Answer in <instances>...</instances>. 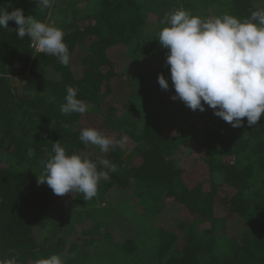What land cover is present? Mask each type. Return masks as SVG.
I'll use <instances>...</instances> for the list:
<instances>
[{"label":"trees","instance_id":"obj_1","mask_svg":"<svg viewBox=\"0 0 264 264\" xmlns=\"http://www.w3.org/2000/svg\"><path fill=\"white\" fill-rule=\"evenodd\" d=\"M262 2L54 0L41 11L35 0H0L9 12L52 20L70 52L65 67L19 39L14 22L0 28V261L39 264L58 255L63 264H106L94 262L101 255L88 247L107 235L114 264H264V114L254 126L245 119L233 128L207 105L200 112L173 101L167 49L156 40L176 9L243 20ZM66 86L87 113L60 112ZM88 127L126 143L100 153L79 140ZM57 141L68 154L116 164L97 196L121 212L133 204L136 222L122 213L100 232L90 200L37 183L40 161ZM171 210L175 216L156 221Z\"/></svg>","mask_w":264,"mask_h":264},{"label":"clouds","instance_id":"obj_2","mask_svg":"<svg viewBox=\"0 0 264 264\" xmlns=\"http://www.w3.org/2000/svg\"><path fill=\"white\" fill-rule=\"evenodd\" d=\"M35 3L43 11L50 9L54 0ZM9 21L17 25V37L29 38L37 54L55 57L65 67L69 65L70 52L62 29L33 15L25 16L22 8L9 12L0 6V28L9 29ZM162 23L165 26L158 31L156 40L167 49L165 63L174 89L171 99L182 101L192 111L204 112L207 105L233 128L242 127L245 119L249 127L256 125L264 114V9L254 10L241 20L227 13L202 18L179 8L167 13ZM157 79L162 90H169V79L164 74ZM64 101L60 105L64 115L89 110L71 86H66ZM126 139H114L90 127L79 134L85 146H96L100 153L122 148ZM35 154L32 148L27 150L29 158ZM40 164L42 171L36 176L39 185L46 184L56 196L81 194L84 201L96 197L100 182L117 170L116 164L103 156L93 160L75 152L68 154L59 141L52 143L51 152ZM0 264H17V259L11 257ZM39 264L63 261L52 255Z\"/></svg>","mask_w":264,"mask_h":264},{"label":"rangeland","instance_id":"obj_3","mask_svg":"<svg viewBox=\"0 0 264 264\" xmlns=\"http://www.w3.org/2000/svg\"><path fill=\"white\" fill-rule=\"evenodd\" d=\"M262 4H263V8H264V0H263ZM52 23H53V21L51 20V24ZM90 203H91V204H89V206H91L90 208L95 212L98 211V214H97V212L95 213L97 221L94 218V219H92V223L101 222V223H97V224L101 225L100 232L105 231V230L110 231L111 225L113 224L114 221H116V218H119V216H122V213H123V215H125L124 217H126L127 219H130L132 222H136L135 217L137 215H139L137 212V209L133 208V206H132L133 204L124 205L123 209H121L122 210V212H121L118 207L108 205L106 197L104 199V197H102V196H96L95 198L90 200ZM171 211H169L170 214H168L167 211L160 213L159 215H157L156 221L164 224V222H166L167 218H172L171 215H173V216L176 215V214H173V211L172 212ZM89 221H91V220H89ZM138 222H140L139 218H138ZM105 224L107 226H105ZM78 229L80 230L81 228H78ZM106 236H100L98 245L89 246L88 252L94 253L95 251H99L98 255L100 254L101 256L99 258L95 259L94 262L106 263V264L108 262V263L114 264L116 254L113 253L112 250L109 251V249H108L105 251V249H104V248L108 247V245H109L108 237H106ZM78 241H80V240H78Z\"/></svg>","mask_w":264,"mask_h":264}]
</instances>
